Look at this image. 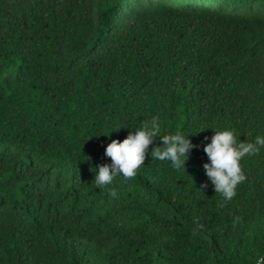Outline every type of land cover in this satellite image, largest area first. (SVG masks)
Masks as SVG:
<instances>
[{
    "label": "trees",
    "instance_id": "16d2710c",
    "mask_svg": "<svg viewBox=\"0 0 264 264\" xmlns=\"http://www.w3.org/2000/svg\"><path fill=\"white\" fill-rule=\"evenodd\" d=\"M199 1L228 11L0 0V264L264 257V146L230 201L203 167L215 131L264 137V0ZM153 119L136 176L97 187L108 144ZM177 132L195 146L179 170L151 156Z\"/></svg>",
    "mask_w": 264,
    "mask_h": 264
},
{
    "label": "clouds",
    "instance_id": "9594fccd",
    "mask_svg": "<svg viewBox=\"0 0 264 264\" xmlns=\"http://www.w3.org/2000/svg\"><path fill=\"white\" fill-rule=\"evenodd\" d=\"M158 133L159 126L153 119L150 125L144 123L122 142L113 140L108 144L105 154L111 158L112 163L99 166L94 181L97 187L111 184L114 178L121 174L126 179L134 178L137 170L144 165L149 147ZM161 139L163 147L157 146L151 152L152 158L171 161L172 166L177 170L181 167L186 168L188 153L195 147L191 140L179 132L164 135ZM258 146H264V137H257L254 143L237 142L231 130L215 131L211 143L205 146L204 152L210 160V163L203 165L206 175L212 181L216 192L222 194L226 201L234 198L237 186L247 179L240 163L241 159L258 153ZM184 157L186 159H182ZM202 187L206 188L207 185ZM111 195L116 196L115 190L111 192ZM256 264H264V257L258 258Z\"/></svg>",
    "mask_w": 264,
    "mask_h": 264
},
{
    "label": "rangeland",
    "instance_id": "374dc122",
    "mask_svg": "<svg viewBox=\"0 0 264 264\" xmlns=\"http://www.w3.org/2000/svg\"><path fill=\"white\" fill-rule=\"evenodd\" d=\"M155 2H164L171 4L180 9L192 10L197 12H223L228 11L226 8L214 7V6H203L199 0H153Z\"/></svg>",
    "mask_w": 264,
    "mask_h": 264
}]
</instances>
